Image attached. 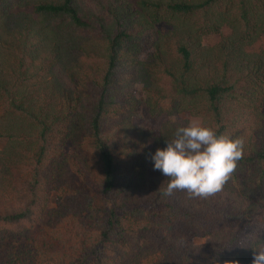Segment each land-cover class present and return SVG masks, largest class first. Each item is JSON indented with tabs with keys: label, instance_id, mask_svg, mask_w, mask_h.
Listing matches in <instances>:
<instances>
[{
	"label": "trees",
	"instance_id": "obj_1",
	"mask_svg": "<svg viewBox=\"0 0 264 264\" xmlns=\"http://www.w3.org/2000/svg\"><path fill=\"white\" fill-rule=\"evenodd\" d=\"M263 37L264 0H0V264H252ZM143 112L242 137L223 190L162 196L150 154L188 123L155 136Z\"/></svg>",
	"mask_w": 264,
	"mask_h": 264
},
{
	"label": "clouds",
	"instance_id": "obj_2",
	"mask_svg": "<svg viewBox=\"0 0 264 264\" xmlns=\"http://www.w3.org/2000/svg\"><path fill=\"white\" fill-rule=\"evenodd\" d=\"M244 151L242 137L218 133L205 122H191L177 127L173 138L151 153L150 160L153 170L169 178L162 196L182 190L190 197L208 198L223 190ZM254 249L252 264H264V245Z\"/></svg>",
	"mask_w": 264,
	"mask_h": 264
},
{
	"label": "rangeland",
	"instance_id": "obj_3",
	"mask_svg": "<svg viewBox=\"0 0 264 264\" xmlns=\"http://www.w3.org/2000/svg\"><path fill=\"white\" fill-rule=\"evenodd\" d=\"M159 28L162 29V30H166V27H159ZM229 32H230L229 29L224 28L222 30V32H221V35L210 34L204 40V44L206 46L215 45L216 43L219 42L221 36L228 35ZM260 49H264V37L261 38V40L258 43H256L253 46H251L248 50L250 52L251 51L252 52L253 51L256 52V51H259ZM144 58H145V55L141 56L142 60ZM135 97L139 101H143L145 99V95H144V93H143V91H142L140 86H137ZM181 120H186L188 124L191 123V122H201V120L199 118L192 117V116H190L187 113L178 115V116L173 117V118H169V117H166V116L151 117V116L148 115V113L143 112V115H141L140 118H134L131 121V124L134 127H136L137 130H140L141 128H144L146 131H148L149 133H152L153 135L156 136L157 134H159V131L161 130L162 126L165 125L166 123H168L169 121L174 123V122H180ZM170 125H172V124L170 123ZM4 144H5V141L0 139V149H2ZM50 207L51 208L54 207V204L51 203ZM199 242H202V240H200ZM55 253H58V252L56 251L53 254H55Z\"/></svg>",
	"mask_w": 264,
	"mask_h": 264
}]
</instances>
